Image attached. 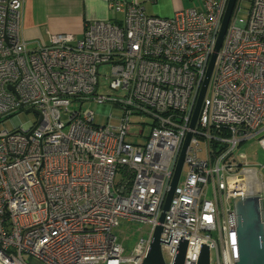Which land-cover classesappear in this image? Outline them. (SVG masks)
<instances>
[{"label": "built area", "instance_id": "built-area-1", "mask_svg": "<svg viewBox=\"0 0 264 264\" xmlns=\"http://www.w3.org/2000/svg\"><path fill=\"white\" fill-rule=\"evenodd\" d=\"M197 1L199 10L169 18L113 1L114 24L90 23L78 40L50 35L29 49L19 35L23 0H0V121L16 127L0 131L1 264H142L157 225L165 264L183 245L182 264H197L202 246L208 264L238 261L233 200L259 196L264 226V160L255 159L257 148L264 159V0L250 1L246 19L235 1L190 128L229 0ZM90 101L106 125L82 110ZM111 105L121 110L117 126ZM22 110L37 122L21 126ZM132 115L151 119L146 137L142 128L133 135L144 145L127 140ZM120 221L147 227L144 239L134 231L129 257Z\"/></svg>", "mask_w": 264, "mask_h": 264}, {"label": "crops", "instance_id": "crops-1", "mask_svg": "<svg viewBox=\"0 0 264 264\" xmlns=\"http://www.w3.org/2000/svg\"><path fill=\"white\" fill-rule=\"evenodd\" d=\"M113 1L139 5L149 16L169 18L182 10L179 0H23L19 35L29 49L48 45L50 35L82 37L90 23H115L118 15L109 11Z\"/></svg>", "mask_w": 264, "mask_h": 264}, {"label": "water", "instance_id": "water-1", "mask_svg": "<svg viewBox=\"0 0 264 264\" xmlns=\"http://www.w3.org/2000/svg\"><path fill=\"white\" fill-rule=\"evenodd\" d=\"M235 1L236 0L228 1L226 11L223 16L222 23L217 35L214 50L210 57L208 67L196 100L194 111L192 113L190 128H194L196 120L198 118L202 100L207 90L209 79L213 70L216 54L221 46V42L225 34ZM189 139L190 134H187L176 164L175 172L170 183V189L166 195L162 207V212L158 219L159 224L163 222L164 213L168 209L171 198L173 196L174 189L177 185L185 150L188 146ZM232 206L236 219V236L239 256L238 261L235 264H264V226L262 223V209L259 196L236 198L233 200ZM160 233L161 226L157 225L153 233V240L151 242L149 252L142 264H165L160 248ZM184 250V245L178 247V253L174 259L173 264H182ZM208 260V247L202 246L197 264H208Z\"/></svg>", "mask_w": 264, "mask_h": 264}, {"label": "rangeland", "instance_id": "rangeland-1", "mask_svg": "<svg viewBox=\"0 0 264 264\" xmlns=\"http://www.w3.org/2000/svg\"><path fill=\"white\" fill-rule=\"evenodd\" d=\"M250 1L251 0H240L239 3V7H240V11L237 14V17L240 19H246L247 17V10L250 7ZM180 4H181V8L182 10H186V9H197L199 10L201 8V4L199 1L197 0H179ZM181 11V10H180ZM114 24V23H113ZM108 69V66H101L100 67V74H103L104 71ZM100 82L102 84H106V80L101 77L100 78ZM101 93H106V90H99ZM114 95H122V92H118V93H112ZM111 118L109 120V124L111 126H117L118 125V121L117 119L121 116V110L118 107H114L113 105H111ZM97 105L94 102H86L83 104L82 106V110H89L91 112L94 113V124L96 125H106L108 123V118L105 115H100L97 113ZM14 118V117H13ZM15 118L17 119V121L20 123L21 126H24L28 123H36L38 120V116L32 112H27V111H19L18 113H16ZM130 121L133 125V127L130 130V135L127 137V140L133 144H141L144 145L146 143V139L145 138H141V137H133L134 134L138 133V131L142 128L143 133L145 134L144 136L146 137L148 134V131L150 129V124H151V119L146 116V115H132L130 117ZM139 123V128L135 127L134 124ZM263 125H264V121H263ZM15 124L12 120V118H8V119H4L0 121V131H13L15 130ZM255 159L257 162L262 163L263 162V156L261 154V150L259 148H257V155L255 156ZM121 178L119 176L116 177V180H120ZM219 209L220 211L222 210L221 205L219 203ZM119 230L123 231L122 234H118V240L124 238H127L123 244H122V248H123V253L122 256L123 257H129L134 245L139 237V233L136 232L134 234L135 230H139L141 231V236L144 238H146V235L144 233L147 232V227L143 224H134V226L131 225H126L123 224L122 221H120V225L118 227ZM134 234V235H133ZM163 256L166 258V254H163ZM211 258H214V253L213 251L211 252ZM167 259V258H166ZM122 264H131V263H122Z\"/></svg>", "mask_w": 264, "mask_h": 264}, {"label": "bare ground", "instance_id": "bare-ground-1", "mask_svg": "<svg viewBox=\"0 0 264 264\" xmlns=\"http://www.w3.org/2000/svg\"><path fill=\"white\" fill-rule=\"evenodd\" d=\"M202 85V84H201ZM203 101V100H202ZM202 105V104H201ZM0 257H1V255H0ZM3 260V259H2ZM4 262V261H3Z\"/></svg>", "mask_w": 264, "mask_h": 264}]
</instances>
